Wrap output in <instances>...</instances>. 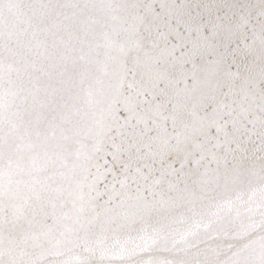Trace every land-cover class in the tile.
<instances>
[{
    "label": "snow or ice",
    "instance_id": "6c2138e0",
    "mask_svg": "<svg viewBox=\"0 0 264 264\" xmlns=\"http://www.w3.org/2000/svg\"><path fill=\"white\" fill-rule=\"evenodd\" d=\"M0 264H264V0H0Z\"/></svg>",
    "mask_w": 264,
    "mask_h": 264
}]
</instances>
